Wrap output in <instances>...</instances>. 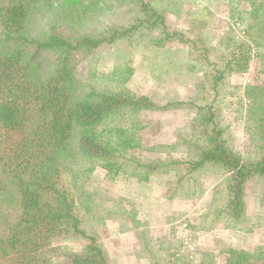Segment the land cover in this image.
Returning <instances> with one entry per match:
<instances>
[{"label": "rangeland", "instance_id": "1", "mask_svg": "<svg viewBox=\"0 0 264 264\" xmlns=\"http://www.w3.org/2000/svg\"><path fill=\"white\" fill-rule=\"evenodd\" d=\"M143 1L162 18L138 0L35 4L34 35L116 34L75 57L84 90L130 92L156 104L117 115L110 125L124 144L115 157L107 166L71 164L61 184L108 264H264V177L248 180L238 217L228 211L229 174L211 162L195 167L214 125L231 151L245 160L260 156L250 108L253 87L264 84V25L255 26L251 14L260 0ZM13 139L0 130V142ZM11 207L0 201V241L18 214ZM86 241L51 238L38 256L80 251ZM2 253L0 264L15 263Z\"/></svg>", "mask_w": 264, "mask_h": 264}, {"label": "trees", "instance_id": "2", "mask_svg": "<svg viewBox=\"0 0 264 264\" xmlns=\"http://www.w3.org/2000/svg\"><path fill=\"white\" fill-rule=\"evenodd\" d=\"M38 1L0 0V130L14 137L1 141L0 201L7 199L18 212L7 222L0 250L13 264H108L103 247L82 228L75 202L61 184V171L81 161L107 166L124 144L111 121L126 110L138 112L156 104L130 92L84 90L75 76V57L111 42L116 34L73 38L41 30L34 35L31 17ZM138 1L150 17L162 18L149 3ZM251 14L255 26L264 25V0L253 3ZM251 97L260 156L245 160L231 151L222 129L214 125L215 135H209V145L195 161V167L211 162L229 174L228 211L238 217L246 209L248 180L264 177V84L253 87ZM56 237L87 241L82 250L63 251L54 259L38 256L47 253ZM232 252L248 258L243 251Z\"/></svg>", "mask_w": 264, "mask_h": 264}]
</instances>
